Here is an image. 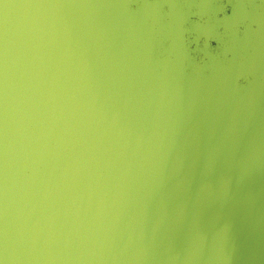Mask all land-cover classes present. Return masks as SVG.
<instances>
[{"label":"water","instance_id":"water-1","mask_svg":"<svg viewBox=\"0 0 264 264\" xmlns=\"http://www.w3.org/2000/svg\"><path fill=\"white\" fill-rule=\"evenodd\" d=\"M0 261L264 264V0H0Z\"/></svg>","mask_w":264,"mask_h":264},{"label":"snow or ice","instance_id":"snow-or-ice-1","mask_svg":"<svg viewBox=\"0 0 264 264\" xmlns=\"http://www.w3.org/2000/svg\"><path fill=\"white\" fill-rule=\"evenodd\" d=\"M0 264H4V261H0Z\"/></svg>","mask_w":264,"mask_h":264}]
</instances>
